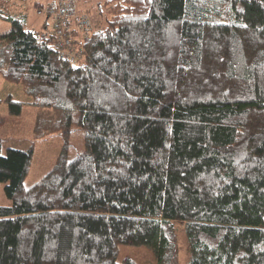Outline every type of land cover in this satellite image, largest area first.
Masks as SVG:
<instances>
[{"label": "trees", "instance_id": "trees-1", "mask_svg": "<svg viewBox=\"0 0 264 264\" xmlns=\"http://www.w3.org/2000/svg\"><path fill=\"white\" fill-rule=\"evenodd\" d=\"M17 1L49 2L0 0V75L39 108L28 148L4 155L0 138V264H136L120 244L181 264L179 224L186 264H264V0H105L95 31L78 8L75 58ZM57 134L54 166L26 187L35 143Z\"/></svg>", "mask_w": 264, "mask_h": 264}, {"label": "rangeland", "instance_id": "rangeland-1", "mask_svg": "<svg viewBox=\"0 0 264 264\" xmlns=\"http://www.w3.org/2000/svg\"><path fill=\"white\" fill-rule=\"evenodd\" d=\"M40 1L45 3L48 0ZM77 2L80 10L89 12L94 24L93 31L106 23L108 14L107 8L104 6L105 0H89L88 2L86 0H77ZM40 7L41 5L39 4L27 3L25 5L21 1H17L14 10L27 12L30 19L34 13L37 15ZM99 11H102V14ZM37 16L38 19H43V17ZM38 19L34 15L33 19L29 21V27L36 28L39 22ZM10 26L11 24L8 21L0 19V35L8 30ZM47 27L49 26L47 25ZM80 61H83V59L81 58ZM8 95L24 101V105L23 112L20 115H13L6 101L0 104V113L3 116L0 120V138L2 139V153L4 155L7 153L8 148L26 149L29 147L33 141V124L39 112V108L29 102L30 98L25 95L20 84L7 81L0 75V98H5ZM74 129L71 134V146L68 150L70 157H73L84 146V132L77 126ZM64 144L65 139L60 134L35 143L30 170L24 181L26 187L32 186L54 166ZM4 185V183L0 185V205H10L12 201L6 196ZM179 236L181 264H186L190 259L192 250L186 231L181 224H179ZM125 257L134 259L136 264H159L153 250L146 245L120 244L117 261L122 262Z\"/></svg>", "mask_w": 264, "mask_h": 264}, {"label": "built area", "instance_id": "built-area-1", "mask_svg": "<svg viewBox=\"0 0 264 264\" xmlns=\"http://www.w3.org/2000/svg\"><path fill=\"white\" fill-rule=\"evenodd\" d=\"M46 18L50 30L55 35V46L65 58H75V31L89 27L87 15L78 11L77 0H49L40 11Z\"/></svg>", "mask_w": 264, "mask_h": 264}, {"label": "crops", "instance_id": "crops-1", "mask_svg": "<svg viewBox=\"0 0 264 264\" xmlns=\"http://www.w3.org/2000/svg\"><path fill=\"white\" fill-rule=\"evenodd\" d=\"M85 11H86V10H85ZM87 12H88V11H87ZM88 13H89V12H88ZM34 15H35L36 18L38 19V16L36 15V13H34L33 16H34ZM33 16H31L30 19H29V17H28L27 27H28L29 29H41V28L43 27V24L45 23V20H44V19H38L39 22H38V24L36 25V28H30V27H29V24H30L29 21L33 19ZM43 21H44V22H43Z\"/></svg>", "mask_w": 264, "mask_h": 264}, {"label": "bare ground", "instance_id": "bare-ground-1", "mask_svg": "<svg viewBox=\"0 0 264 264\" xmlns=\"http://www.w3.org/2000/svg\"><path fill=\"white\" fill-rule=\"evenodd\" d=\"M46 6V5H45ZM40 12V11H39ZM43 15V14H42Z\"/></svg>", "mask_w": 264, "mask_h": 264}]
</instances>
